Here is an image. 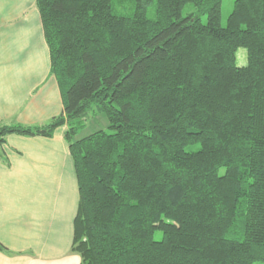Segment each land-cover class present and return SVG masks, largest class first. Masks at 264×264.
I'll return each mask as SVG.
<instances>
[{"label":"trees","instance_id":"1","mask_svg":"<svg viewBox=\"0 0 264 264\" xmlns=\"http://www.w3.org/2000/svg\"><path fill=\"white\" fill-rule=\"evenodd\" d=\"M114 2L36 0L63 111L0 120V161L9 134L66 125L84 264L264 262V0H235L226 26L223 0Z\"/></svg>","mask_w":264,"mask_h":264},{"label":"crops","instance_id":"2","mask_svg":"<svg viewBox=\"0 0 264 264\" xmlns=\"http://www.w3.org/2000/svg\"><path fill=\"white\" fill-rule=\"evenodd\" d=\"M63 111L36 0H0V120L38 125ZM66 125L9 134L0 161V264H84L73 250L79 186Z\"/></svg>","mask_w":264,"mask_h":264},{"label":"rangeland","instance_id":"3","mask_svg":"<svg viewBox=\"0 0 264 264\" xmlns=\"http://www.w3.org/2000/svg\"><path fill=\"white\" fill-rule=\"evenodd\" d=\"M234 1L235 0H223L222 19H221V24L223 26L227 25L228 17L233 10ZM134 7H135L134 0H115V2H114V9L119 13L130 14L133 12ZM195 11H196L195 5L192 3H188L183 8V15L186 16L189 13H192ZM148 15H149V17H154V15H155L154 6H151L148 9ZM202 20L204 22H206L207 16L203 15ZM237 62L240 65L247 63V50H246V48H243V47L239 48V50L237 52ZM108 124H109V121H108L106 114L99 113V114L92 115L88 119L87 125L81 134L86 135V134H89V133L94 132V131L99 130V129H105L108 127ZM161 235H162V233L158 232L156 237L160 238ZM254 264H264V262L263 261H256V262H254Z\"/></svg>","mask_w":264,"mask_h":264}]
</instances>
